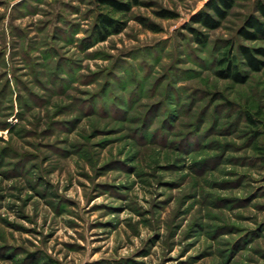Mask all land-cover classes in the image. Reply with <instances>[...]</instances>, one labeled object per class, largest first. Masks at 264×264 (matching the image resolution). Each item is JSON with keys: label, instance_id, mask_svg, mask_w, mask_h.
<instances>
[{"label": "rangeland", "instance_id": "374dc122", "mask_svg": "<svg viewBox=\"0 0 264 264\" xmlns=\"http://www.w3.org/2000/svg\"><path fill=\"white\" fill-rule=\"evenodd\" d=\"M143 1L0 0V264H264V0Z\"/></svg>", "mask_w": 264, "mask_h": 264}, {"label": "trees", "instance_id": "16d2710c", "mask_svg": "<svg viewBox=\"0 0 264 264\" xmlns=\"http://www.w3.org/2000/svg\"><path fill=\"white\" fill-rule=\"evenodd\" d=\"M101 11L97 15L96 30L100 40L106 39L110 34L118 32L123 28V21H120L114 15L117 13H128L134 6L143 5V0H97ZM233 6V0H209L205 9L201 10L192 17L194 23H200L208 28H216L220 25V20L227 16L229 9ZM106 7V11L104 10ZM262 17L250 16L245 27L241 30V34L249 39L255 40L264 36V4L259 6ZM167 17H175L173 13H163ZM198 42H206V37H202L200 32L194 27H189ZM242 53L246 59V63L252 70H259L264 61L256 56L263 54V48L251 49L248 46L242 47ZM222 66H225L221 75L223 77L232 78L235 81L245 82L249 75L239 70L237 63L230 56L222 60Z\"/></svg>", "mask_w": 264, "mask_h": 264}]
</instances>
